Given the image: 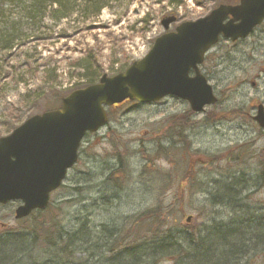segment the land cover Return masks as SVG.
Here are the masks:
<instances>
[{
	"label": "rangeland",
	"instance_id": "obj_1",
	"mask_svg": "<svg viewBox=\"0 0 264 264\" xmlns=\"http://www.w3.org/2000/svg\"><path fill=\"white\" fill-rule=\"evenodd\" d=\"M225 1L235 0H104L97 12L91 9L90 3L78 0L73 4L74 10H67L66 18L54 21L45 18L34 28L36 34L32 37L21 36L22 46H16L9 53L0 52L3 56L10 55L4 59L7 68L2 73L7 72L3 79L0 76V86L7 85L12 76L18 74L12 89L11 86L0 87V98H4L0 101V137L9 135L25 120L17 111L18 115H9L16 106L4 109L3 105L6 102L21 105L17 101L26 87L18 79L25 67L22 61L26 51L29 57L41 54L40 57L48 59L53 56L57 64L63 66L61 71L66 72L69 68L72 72L75 70L67 58L77 60L92 52L101 73L114 76L150 51L156 37L166 31L161 23L163 18L177 17V22L168 30L174 31L180 23L202 18ZM56 8L59 5L49 10ZM90 9L92 12L88 13ZM9 19L10 23L22 21L17 14ZM63 60L65 64H61ZM38 61L29 62L33 67ZM200 69L218 97L216 104L202 112H192L186 100L174 96L148 104L128 101L107 109L108 124L86 135L78 162L69 171L64 185L52 195L48 214L59 213L57 220L65 232L80 228L87 234L103 236L116 229L124 238L121 247L137 237L145 240L140 256L143 254L150 263L177 264L180 254L158 255L157 242L151 238L156 229L166 232L173 228L175 237L182 242V230L222 226L231 218H247L245 213L232 215L220 205L208 209L205 190L227 182L225 179L236 171H239L236 180L249 178L248 184L253 186L252 176L264 166V128L252 118L257 105H264V22L243 41L221 40L208 52ZM79 72L63 76L66 94L86 87L81 86L84 80ZM74 84L79 87L73 88ZM235 108H240L239 112H232L237 110ZM177 115H183L182 129L187 141L177 138L176 129L169 127L171 119ZM12 125H16L14 129L10 128ZM159 143L170 150L169 155L157 150ZM116 152L126 160L124 172L118 170L120 161ZM256 186L249 187L243 194L255 190V200L264 203V186L260 182ZM243 187L242 183L238 188ZM17 205L16 201L0 205L2 248L21 234V230L32 231L37 226L35 221L45 219L37 214L26 222L17 221L14 218ZM151 211L156 213L150 216L155 224L142 216ZM141 216L142 219L135 220ZM114 239L110 243L113 246ZM42 243L40 241L39 247L31 251L37 261L48 251L41 247ZM183 247L190 251L187 243ZM147 248L148 255L144 254ZM110 249L99 242L91 250V257L77 256L78 259L70 263L66 258V263L111 264L114 261L112 264H120L118 259L111 260V256L115 258L123 248L115 249L112 255L107 251ZM196 260L194 253L187 254L179 259V264H199ZM253 263L264 264V260L255 259Z\"/></svg>",
	"mask_w": 264,
	"mask_h": 264
},
{
	"label": "water",
	"instance_id": "obj_2",
	"mask_svg": "<svg viewBox=\"0 0 264 264\" xmlns=\"http://www.w3.org/2000/svg\"><path fill=\"white\" fill-rule=\"evenodd\" d=\"M176 20L165 17L164 29ZM263 21L264 0L222 4L157 37L151 50L125 71L104 74L99 82L64 97L60 108L36 114L0 137V204L20 201L16 219L45 209L51 193L78 161L85 135L107 124L109 106L125 100L153 103L168 96L186 100L196 113L216 104L213 86L200 70L205 55L221 36L232 41L246 38ZM253 119L264 128L263 104Z\"/></svg>",
	"mask_w": 264,
	"mask_h": 264
},
{
	"label": "trees",
	"instance_id": "obj_3",
	"mask_svg": "<svg viewBox=\"0 0 264 264\" xmlns=\"http://www.w3.org/2000/svg\"><path fill=\"white\" fill-rule=\"evenodd\" d=\"M84 1L90 3V5H92L91 9L96 10L97 12L100 11L104 4V0ZM77 2L78 0H0V52L4 51L9 53L16 46H22L24 43L22 44L23 41L21 40V36L27 39L32 37L34 34H36V32L34 31L36 29L34 28L40 26V22L45 18H49L52 21H54L55 19L60 20L66 18V15H68L67 10H70L71 8H73L74 10L73 4ZM54 5H59V8L49 10ZM91 9L90 11H88V13L92 12ZM14 14L20 15V18L22 19L20 24L18 22L10 23L11 21L9 17ZM27 28H30L28 29L29 31L27 30ZM20 30L21 34L19 36ZM1 54L0 76L1 79H3L2 77L7 72L6 70L4 73H2L7 68L4 59L8 56L10 58V55L3 56ZM40 56L41 54H37L35 57H29L26 51L25 59H22V65L23 67H25L22 74L19 75L20 78L18 79V81H22L24 83L23 85L26 87V90L25 93L20 96V101H17L18 103H21V105L17 106V104H10L9 102L4 103L3 105L4 109H10V107L16 106V108H13L12 112L9 111V115H11V117H13L14 115H18L15 113L17 111L22 118L26 119L38 112H43L45 110L59 107L62 98L67 93V88H64V83L62 80L63 76H65L66 73V76H72L74 72L77 73L78 71H81L78 73L79 77L84 80L81 86L94 84L103 75L100 71V66L97 64L96 56L92 52H87L85 55L83 54L82 57L78 58L77 60L67 58L69 63L72 62V68L75 69L73 70V72L70 70V68L68 72L61 71V67L63 66L57 64V62L53 59V56H50L48 59H43ZM31 60L33 63L39 60V64L32 67L31 62H29ZM65 62L66 60H63L61 64H65ZM17 75L18 74H15L14 76L11 75V81H8L7 85H1L0 87L2 88L3 86V88L7 89V87L9 88L11 86L12 89V87H14L12 86L14 85V82L16 86ZM73 86L79 87L78 84H74L72 85V87ZM2 100H4V98H0V101ZM235 109L237 110H232V112H239L238 110L240 108ZM188 112L192 113L190 110ZM180 116L181 117H179V115L174 116L169 123V127H171L173 130L176 129L174 132L178 133V135H176L177 138L187 141L182 129V127L184 126V119H182L183 115ZM15 126L16 125H12L10 128L14 129ZM173 136H175V134ZM172 139L173 141H175V137ZM174 148L175 147H172L171 149L174 150ZM158 149L164 150V154L169 155L170 150L164 148L162 143H159L157 150ZM116 156L120 161L118 170L124 172V168L126 167V160L123 156L120 155L119 152H116ZM250 181H253V186H249V189L254 188L256 185V187H258L259 182L261 186H264V168L257 174L256 178L255 175H253ZM230 188L232 189L233 187L230 186ZM223 190L224 186L221 185V183L217 186V188L216 186L215 188H213L212 186L211 188L207 187L205 193L207 194L206 200H209L207 203L210 204V208L207 207L208 209L213 210V207L215 205L223 206L226 209L227 206L223 201L226 194L223 193ZM254 191L252 190L248 194L241 193L242 196H240L238 199L240 203L245 202L244 204H242V206L246 208V211L248 210V218H231L229 222H224L222 226L216 224L215 227H203V229L197 227V229L195 228L196 230H182L180 231L183 234L182 242H180L178 238L175 237L176 234L173 231V228H169L166 232H160V230L156 229L154 232L155 236L151 238H154L156 236L159 237L156 240L152 239V241L157 242L156 247L158 250V255L160 256L161 254L162 256L164 255L165 257H167L175 254H180L179 259L187 257V254L191 256L192 253L195 254L197 245L196 241L203 240L204 238H202V234L210 231L211 233H213V237L215 238V240L222 243V246L221 248L218 247V251L214 253H211L209 255L204 254L206 264H228L229 261L231 262V264H243V262L245 264H255L253 263L255 259L264 260V213H257V211L264 205V203H262V201L260 200H255ZM250 208L254 209L251 210ZM49 210L50 208L48 207L44 211H38L37 214H40L41 216L43 215L42 218L45 219H43L42 221H35L37 226H35L32 231L28 230L29 233L27 231L26 233L22 234L31 235L36 239L44 241L45 244H41V247H44L45 250H48L46 251V253L52 251L53 264H67L66 258H68V261L70 263L73 261L72 259H76L77 256H87V254L89 253V248L83 250L82 252L78 250L80 247L79 243H82V241L84 240V235H81L79 233L78 235L80 237L77 242H74L72 244L68 243V237L71 235V233L64 231L63 226L60 224L59 220H57V216H49ZM37 214H35V216H38ZM152 214L156 216L155 211L146 212L142 216H146L149 219ZM214 215H216V211ZM142 216L136 218L135 220L142 219ZM152 219L154 218H150L152 223L155 224V220ZM245 223L250 226L245 227L247 228V230H254L257 232V235L260 234V237L256 238L259 243H263L262 247L256 245L253 246L252 244H250V242L240 243L235 238L231 237L232 234H236V231L241 230L240 227ZM247 230H243L242 232ZM77 231H81L80 228ZM110 232H112L111 234H118L116 232V229L110 230ZM238 232L239 234L242 233L241 231ZM226 233H230L231 235L225 236ZM236 235H238V233ZM236 235H234V237H236ZM48 238H55L54 240H52L51 245H47ZM135 239L132 242H128L124 245L125 252L129 251L134 255L135 261H133V264H152L149 262V260H146L143 254L140 256L142 246L146 244L145 240H138L137 237H135ZM120 240L121 242L117 241V244L121 245L124 241V238L121 237ZM54 242L55 244L53 246ZM184 243H187L190 251L187 250V248L183 247ZM55 248H59L61 253L55 252ZM107 251L110 252L111 255L115 254V249L111 248ZM147 251L148 248L144 254H147ZM215 254L216 256L214 257ZM113 257L114 256H111V260L118 259L120 261V264H127L126 261H124L120 257V254L115 258ZM176 263L179 264V261H176Z\"/></svg>",
	"mask_w": 264,
	"mask_h": 264
},
{
	"label": "bare ground",
	"instance_id": "obj_4",
	"mask_svg": "<svg viewBox=\"0 0 264 264\" xmlns=\"http://www.w3.org/2000/svg\"><path fill=\"white\" fill-rule=\"evenodd\" d=\"M264 168L261 167L259 169L258 172L255 173V178L257 176V174ZM239 173V171H236L235 174H232L231 176L228 177V179H225L227 182H223V186H224V190L223 193L226 194L224 197V202L225 205L227 206L226 208L228 209V211H230L232 213V215H237L239 213H245L247 214L246 208L242 206V204H244L245 202H241L238 200L241 195V193H244L245 190L248 189L249 187V178L247 179H237L236 180V176ZM260 179V177H259ZM243 183V188L239 189L238 187L241 186ZM230 186H232L233 188L231 189ZM251 209V208H250ZM252 210V209H251ZM257 213H264V205L257 211ZM53 216V215H52ZM51 216V217H52ZM54 216H57V218H60L59 213L54 214ZM247 218H248V214H247ZM239 219V218H236ZM241 219V218H240ZM245 227H250L248 224H243L240 229L238 231H243V230H247V228ZM252 229V228H250ZM236 231V234L238 233V235H236V237H234V235L230 234V233H226L225 236H229L231 235V237L235 238L238 242L242 243V242H250V244H252L253 246H259L262 247L263 243H259L257 241L256 237H260V234L257 235V232L254 230H247L242 232L241 234H239V232ZM26 230H21L20 233L16 235L14 238H12L11 242L5 246V247H0V264H53V255L52 253H46L45 255H43L44 258H41L42 260L37 261L35 259V257L32 254H28V251H35L36 248L39 247L40 245V241L39 239H36L34 237H32L31 235H23L22 233H26ZM84 235V240H80L82 241V243H79V249L81 252L87 248H89V253L87 254L88 257H91V250L94 249V247L96 246L97 243L101 242L103 244L104 247H109L112 249H118V251L122 249V251L120 252V257L127 262V264H133V261H135L134 255L133 253L125 252V246H122L120 244H117L118 242H121V237L118 234H111L112 232H107L105 235L100 236V235H90L85 233L84 231H74L71 232V235L68 237V243L72 244L74 242H77L79 240V235ZM112 235V236H111ZM115 237H114V236ZM224 237V236H223ZM115 238L113 241H116V243L114 244V246L111 243V239ZM159 237H154L152 239L156 240ZM202 238H204L203 240H198L196 241L197 245H196V249H195V256L197 257L196 262H199V264H206L205 258H204V254H211L214 253L216 251H218L219 248H221V242L215 240V238L213 237V233H211L210 231L206 232L204 236H202ZM55 238H48L47 239V245H51L52 244V240H54ZM44 244L45 242L42 241ZM50 242V243H49ZM42 243V244H43ZM55 242L53 243L54 246ZM203 244V245H202ZM76 246V244H75ZM145 247V246H144ZM142 247V248H144ZM219 247V248H218ZM262 250V249H261ZM55 252H60L59 248H55L54 250ZM148 252V251H147ZM61 253V252H60ZM81 254V253H80ZM148 254V253H147ZM216 256V254L214 255V257ZM184 258V257H183ZM179 261V260H177ZM114 261H112L113 263ZM111 263V264H112ZM228 264H231V262L229 261Z\"/></svg>",
	"mask_w": 264,
	"mask_h": 264
},
{
	"label": "flooded vegetation",
	"instance_id": "obj_5",
	"mask_svg": "<svg viewBox=\"0 0 264 264\" xmlns=\"http://www.w3.org/2000/svg\"><path fill=\"white\" fill-rule=\"evenodd\" d=\"M197 1V0H196ZM203 1H205V0H203ZM240 3V0H235L234 2H227V1H225V4H227V5H237V4H239ZM219 5H221L220 3L219 4H217L214 8H216V7H218ZM214 8H212V9H214ZM231 18V16H229V17H227L226 18V20H229ZM222 40H225L226 42H233V43H236V42H240V41H243L244 39H238V40H236V41H231V40H227V39H222ZM20 203V202H19ZM18 203V204H19ZM8 204V203H7ZM18 206V205H17ZM32 216V215H31ZM30 216V217H31ZM30 217H27V218H30ZM1 227L2 228H4L5 227V225L3 224V225H1Z\"/></svg>",
	"mask_w": 264,
	"mask_h": 264
}]
</instances>
